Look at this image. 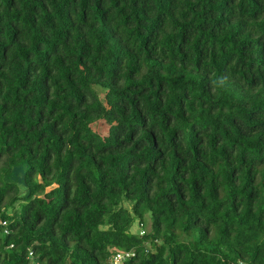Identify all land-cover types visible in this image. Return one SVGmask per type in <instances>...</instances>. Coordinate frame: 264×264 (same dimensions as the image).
I'll use <instances>...</instances> for the list:
<instances>
[{
  "label": "trees",
  "instance_id": "16d2710c",
  "mask_svg": "<svg viewBox=\"0 0 264 264\" xmlns=\"http://www.w3.org/2000/svg\"><path fill=\"white\" fill-rule=\"evenodd\" d=\"M126 253L264 264V0H0V264Z\"/></svg>",
  "mask_w": 264,
  "mask_h": 264
},
{
  "label": "built area",
  "instance_id": "2783aa9c",
  "mask_svg": "<svg viewBox=\"0 0 264 264\" xmlns=\"http://www.w3.org/2000/svg\"><path fill=\"white\" fill-rule=\"evenodd\" d=\"M144 232L142 231L141 234H143ZM33 255L30 254V257H32ZM132 256V253H126V254H118L115 256L114 260H113V264H121L123 263L126 259L130 258Z\"/></svg>",
  "mask_w": 264,
  "mask_h": 264
},
{
  "label": "rangeland",
  "instance_id": "374dc122",
  "mask_svg": "<svg viewBox=\"0 0 264 264\" xmlns=\"http://www.w3.org/2000/svg\"><path fill=\"white\" fill-rule=\"evenodd\" d=\"M141 228V226H139L137 223L134 225V227H133V232H137V231H139L140 230V228ZM122 264V263H121Z\"/></svg>",
  "mask_w": 264,
  "mask_h": 264
}]
</instances>
